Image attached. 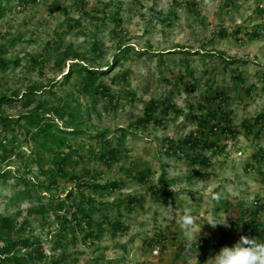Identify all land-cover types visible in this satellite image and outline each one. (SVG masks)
<instances>
[{
  "label": "rangeland",
  "instance_id": "1",
  "mask_svg": "<svg viewBox=\"0 0 264 264\" xmlns=\"http://www.w3.org/2000/svg\"><path fill=\"white\" fill-rule=\"evenodd\" d=\"M4 7L0 97L31 88L37 94L31 104L21 98L2 108L22 127L0 122V173H7L0 213L11 218L13 232L42 245L35 252L42 263L65 254L64 264H213L241 236L264 242V209L260 229L245 217L257 202L264 205V158H256L264 153V0H4ZM79 37L83 43H73ZM115 57L120 63L107 75L90 80L78 71L67 81L73 67L107 69ZM57 106L73 113L74 124L109 130L110 139L127 130L119 160L104 157L106 140L71 137L77 152L68 175L51 184L36 163V125L25 115L44 111L51 119ZM223 116L236 136L222 127L210 133ZM189 137L198 149L186 145ZM186 153L211 164H192ZM162 175L170 182L166 202L152 189ZM110 181L117 188L94 186ZM83 206L100 225L76 223ZM186 209L197 226L190 245L180 224ZM209 216H227L228 226L212 228Z\"/></svg>",
  "mask_w": 264,
  "mask_h": 264
},
{
  "label": "trees",
  "instance_id": "2",
  "mask_svg": "<svg viewBox=\"0 0 264 264\" xmlns=\"http://www.w3.org/2000/svg\"><path fill=\"white\" fill-rule=\"evenodd\" d=\"M6 13V8L4 7V0H0V17L4 16ZM226 34V33H224ZM258 36V33H255ZM229 62L233 63L235 62L233 59H227ZM20 63V59L16 60V64ZM120 63V59L118 57H115L111 64L108 65L107 69L101 68V67H94L89 65H83L80 69H76L73 67L72 71H68L67 75V81L70 80L72 77V74L74 72H85L87 74L88 79L90 80H97L100 77L108 74V69L111 68L112 65H116ZM111 65V66H110ZM57 85V81L55 83H52L50 86H48V89H52ZM44 89H47V87H44ZM40 92V91H39ZM37 94V91L35 88L28 89L27 91L23 92L22 95H18V93H13L11 95H5L0 97V122H2L6 128H9L10 126L18 125L21 126V122L18 119L15 123L11 122V118L4 114L2 108L5 104H10L14 101L21 100V98H25L27 100V105L31 104L33 100L35 99V95ZM110 96L111 93H108ZM55 115L54 118L49 119V113L44 111H29L25 117L31 119V122L36 125V128L31 132V138L33 140L34 145H38L39 151H40V157L36 160V163L38 167H40L44 174H47L49 178H51V184H56V175H68L67 173V165L68 162L73 159V151H76L75 147L70 141L71 137L80 136V135H90L91 137H98L103 140H106L107 146V153L104 155L105 158H107L108 163H113L114 161L119 160L127 139L128 131L123 129V132L120 136L116 137V139H113L109 137V130L101 131V132H93L90 129H87L86 127H83V125H80L78 123L74 124V116L72 112H69L66 106H57L55 107ZM212 121L214 122L217 120V113H212L209 116ZM56 118H60L61 120H66L65 126H61L55 122ZM264 120V115H261L258 118V122H261ZM148 122V119H140L139 125L145 124ZM22 127V126H21ZM218 127H222V131L225 135L228 136H236L237 131L231 126L230 123H225L224 125V116L219 119V121L215 124H212V127L210 128V133L212 135H216V129ZM248 130H251V127H248ZM116 144V145H115ZM186 145L191 146V148H194L195 150L200 147L199 143L195 141L192 138H188L186 140ZM212 144L205 141L203 143L204 148L211 147ZM10 151V150H8ZM77 152V151H76ZM261 155L257 154L256 158H264L263 150H260ZM47 154H50V157L47 158ZM187 157H189V160L192 164H203V165H210L211 162L208 157H202L201 154H193L188 155L189 153H186ZM32 158V157H31ZM30 159L24 160V164H28L31 162ZM35 160V159H34ZM52 161V163L50 162ZM48 163H51L52 167H49L48 169H44V166ZM55 173V174H54ZM7 176V173H0V177ZM141 179L145 181L147 179V176L145 174H141ZM90 183L84 182L82 183V187L88 188L90 187ZM160 184L161 186L158 188L154 186L152 189L155 192L154 194L156 196H159L161 201L166 202L167 201V195L170 190V182L165 177V175H162L160 178ZM119 183L117 181L114 182H107L105 184H95L94 186L102 191H107L111 189L117 188ZM37 187L40 186V183L36 184ZM91 201V200H90ZM91 203V202H90ZM258 202L255 204V207L252 209H249L246 211V219L247 224L250 227H254L256 229H260L261 225L259 224V215L260 212L264 209V205H257ZM63 206L64 203H61ZM34 209H30V212H32ZM92 210H95L94 207ZM75 219L76 223L78 225L86 224L88 226H92L93 223L101 224L100 222H96L88 213L86 206H83L81 208L77 209V213H75ZM0 223L1 227L0 229L2 231H6L7 236L2 238L1 232H0V264H64L66 263V255L63 254L61 257H56L55 259L48 261V262H41L42 256L38 255L35 252H40V248H42L41 244L39 242L31 243L32 237H26L24 235H21L20 231L13 232L14 226L12 224L11 218L4 213H0ZM118 228H121L122 223H113ZM248 227V228H250ZM251 229V228H250ZM254 232H251L252 236L254 235ZM260 234V238L264 240V230L258 231ZM93 234V233H91ZM24 249H30L31 251L28 252H22ZM210 251H205L201 262L205 260L209 256Z\"/></svg>",
  "mask_w": 264,
  "mask_h": 264
},
{
  "label": "clouds",
  "instance_id": "3",
  "mask_svg": "<svg viewBox=\"0 0 264 264\" xmlns=\"http://www.w3.org/2000/svg\"><path fill=\"white\" fill-rule=\"evenodd\" d=\"M84 37H79L73 43H83ZM206 222L216 228L218 225L228 226L227 216L222 218L209 216ZM182 231L187 235L189 245L196 234L195 217L190 210H185L180 218ZM201 227L199 229V232ZM213 264H264V242L257 238L241 236L239 240L231 247L223 246L220 251L212 258Z\"/></svg>",
  "mask_w": 264,
  "mask_h": 264
}]
</instances>
